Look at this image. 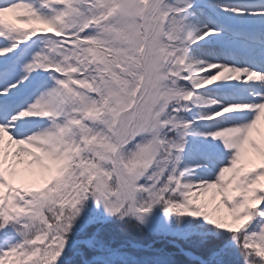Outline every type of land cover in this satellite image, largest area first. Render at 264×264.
<instances>
[{
	"label": "snow or ice",
	"instance_id": "1",
	"mask_svg": "<svg viewBox=\"0 0 264 264\" xmlns=\"http://www.w3.org/2000/svg\"><path fill=\"white\" fill-rule=\"evenodd\" d=\"M0 264H264V0H0Z\"/></svg>",
	"mask_w": 264,
	"mask_h": 264
}]
</instances>
